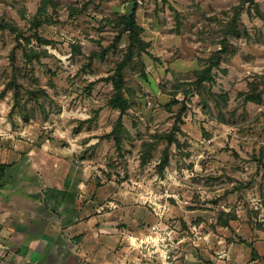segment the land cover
<instances>
[{
  "label": "rangeland",
  "instance_id": "1",
  "mask_svg": "<svg viewBox=\"0 0 264 264\" xmlns=\"http://www.w3.org/2000/svg\"><path fill=\"white\" fill-rule=\"evenodd\" d=\"M256 1L264 13V0ZM54 2L0 0V118L16 131L27 129L23 138L70 147L72 165L127 183L156 216L153 225L171 232L175 258L182 245L207 242L213 234L218 244L224 214L236 215L227 226L232 233L264 230V165L256 160L264 153V104H245L241 96L264 75V18L248 4L243 8L240 26L249 36L230 37L231 52L202 97L180 84L194 81V71L220 49L231 10L241 0H138L137 21L150 47L124 69L131 108L123 116L129 134L122 156L105 137L120 115L109 105L115 90L107 78L129 46L118 24L131 1ZM14 89L21 97L15 108ZM212 93L227 94V102L217 105ZM173 99L179 103L170 105ZM183 103L178 142L160 173L167 141L154 143L145 164L142 146L172 130Z\"/></svg>",
  "mask_w": 264,
  "mask_h": 264
},
{
  "label": "crops",
  "instance_id": "2",
  "mask_svg": "<svg viewBox=\"0 0 264 264\" xmlns=\"http://www.w3.org/2000/svg\"><path fill=\"white\" fill-rule=\"evenodd\" d=\"M25 130L0 118V264H149L131 245L157 219L127 183L72 165L70 147ZM222 229L218 244L212 233L182 245L174 264H264L263 229Z\"/></svg>",
  "mask_w": 264,
  "mask_h": 264
},
{
  "label": "trees",
  "instance_id": "3",
  "mask_svg": "<svg viewBox=\"0 0 264 264\" xmlns=\"http://www.w3.org/2000/svg\"><path fill=\"white\" fill-rule=\"evenodd\" d=\"M131 2H135V8L131 15L127 13L120 15L119 17V27L121 28L120 34L128 33L129 35V46L127 48L126 55L124 59L118 63L117 68L114 74L107 78V81H111L115 93L111 97L109 101V105L112 109L118 110L120 112L119 118L116 121L112 131L107 134L105 137L108 139L114 140L120 155L123 156L122 152V144L124 140V134H129V131L126 129L125 124L123 123V116L125 113L131 108V101L128 89L126 84L125 72L124 69L132 62L134 56L141 57L143 53H148V48L150 47V43L146 42L143 39L144 28L137 21V8H138V0H129ZM47 5L55 6L54 0H45ZM249 5V9H254L260 17L264 18V13L258 7V3L256 0H241V3L234 8H232V17L228 24L225 26L224 34L225 37L221 41L220 49L216 50L212 53V55L205 61L204 68L198 69L194 71L196 79L191 82L180 84L183 87V90L188 92L190 90H195L200 96L204 97V92H202L207 84L215 83V73L214 69L218 68L221 64V61L224 59L226 55H229L231 50L230 37H239L249 36L247 30L241 28L240 19L243 12V8L246 5ZM230 13V12H229ZM39 26V23L37 24ZM3 28H7L9 26H2ZM38 40L43 43H49L48 40L38 37ZM97 54H93L92 57H95ZM29 58H33L35 56L28 55ZM144 74V72H143ZM146 76V75H145ZM249 90L247 92L241 93V96L244 97V103H254L258 105L264 104V75H259L254 81L248 84ZM179 90H176L178 93ZM176 95V94H175ZM32 97L35 99V94L32 93ZM212 97L216 100L217 105H219V101L227 102L228 95L220 94L216 95L212 93ZM14 108L19 105L21 101L20 91L19 89H14ZM179 103L178 100L173 99L170 102V105H175ZM187 106L183 103L180 108L179 113L177 114L176 122L170 132L164 133H156L152 136L154 142H145L142 146L141 151V162L145 164L152 157V152L154 150V143L159 141H167V147L164 149L160 162L158 164V169L160 173H163L166 167L170 163V149L174 143H177L176 139V131H180L179 123L183 120V115L185 113ZM264 153L261 157L257 158L259 165H264L263 163ZM222 215V214H221ZM226 218L225 221H221L222 225L229 226L230 220L236 219V215H225L222 216ZM222 217L220 219H222Z\"/></svg>",
  "mask_w": 264,
  "mask_h": 264
},
{
  "label": "built area",
  "instance_id": "4",
  "mask_svg": "<svg viewBox=\"0 0 264 264\" xmlns=\"http://www.w3.org/2000/svg\"><path fill=\"white\" fill-rule=\"evenodd\" d=\"M164 207L166 208V205ZM162 217L163 215L160 214V218ZM131 246L132 249L140 250L149 264H174L176 260L170 254L177 248L172 242L171 232H167L159 224L151 226L142 237L135 238Z\"/></svg>",
  "mask_w": 264,
  "mask_h": 264
},
{
  "label": "water",
  "instance_id": "5",
  "mask_svg": "<svg viewBox=\"0 0 264 264\" xmlns=\"http://www.w3.org/2000/svg\"><path fill=\"white\" fill-rule=\"evenodd\" d=\"M135 8V2H130L128 5H127V8H126V13L128 15H131L133 13V10Z\"/></svg>",
  "mask_w": 264,
  "mask_h": 264
}]
</instances>
